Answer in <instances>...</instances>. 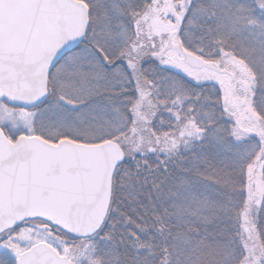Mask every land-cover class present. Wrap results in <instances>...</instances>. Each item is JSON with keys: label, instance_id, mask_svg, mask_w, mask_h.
I'll list each match as a JSON object with an SVG mask.
<instances>
[{"label": "snow or ice", "instance_id": "snow-or-ice-1", "mask_svg": "<svg viewBox=\"0 0 264 264\" xmlns=\"http://www.w3.org/2000/svg\"><path fill=\"white\" fill-rule=\"evenodd\" d=\"M0 264H264V0H0Z\"/></svg>", "mask_w": 264, "mask_h": 264}]
</instances>
